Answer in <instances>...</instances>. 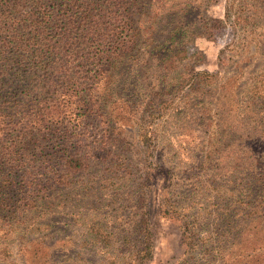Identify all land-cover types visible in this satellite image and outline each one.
<instances>
[{"label": "rangeland", "instance_id": "374dc122", "mask_svg": "<svg viewBox=\"0 0 264 264\" xmlns=\"http://www.w3.org/2000/svg\"><path fill=\"white\" fill-rule=\"evenodd\" d=\"M232 1L198 0L168 18L158 43L139 48L154 81L142 86L130 75L110 103L114 130L90 128L92 147L111 135L107 161L95 159L67 188L51 187L46 168H2L0 242L9 247L0 264H124L135 250L123 238L136 241L146 206L154 235L147 264H207L203 249L186 254V226L224 237L243 231V219L264 220V0H244V16L258 14L250 26L234 22ZM178 27L185 34L165 45ZM169 48L176 55L166 57ZM195 72L212 76L202 90L192 89ZM126 130L132 136L119 138ZM44 186L48 205L22 206Z\"/></svg>", "mask_w": 264, "mask_h": 264}, {"label": "trees", "instance_id": "16d2710c", "mask_svg": "<svg viewBox=\"0 0 264 264\" xmlns=\"http://www.w3.org/2000/svg\"><path fill=\"white\" fill-rule=\"evenodd\" d=\"M197 1L0 0L1 174L2 168H46L52 175L48 180L53 183L51 187L67 188L92 167L95 159L107 161L111 135L104 134L103 146L92 147L90 128L99 129L101 124L114 130L110 103L113 106L116 102L115 89L126 86L134 73L142 86L151 78L141 70L146 62L139 59V48L158 43L168 18L188 13L196 8ZM246 5L244 0L231 2L238 25L250 26L258 15L244 16ZM183 29L174 28L165 45L177 44L185 34ZM167 52L166 57L174 54L170 48ZM180 53L186 56L185 50ZM165 78L172 81L169 74ZM192 78L193 91L202 90L206 80H212L202 72L193 73ZM125 132L119 138L133 134ZM35 160L41 166H32ZM6 179L5 183L10 181ZM46 187L23 198L22 206L40 211L48 205ZM167 204L175 210L173 204ZM262 221L243 219L236 227L243 231L224 237L211 230L199 237L188 225L184 229L186 254L203 249L207 264H264V230L256 231L261 225L264 228ZM137 230L136 241L134 234L123 238L135 250L124 264H147L153 258L148 206ZM94 233L103 243L111 242L101 227H95ZM8 247L0 242V254H8Z\"/></svg>", "mask_w": 264, "mask_h": 264}]
</instances>
